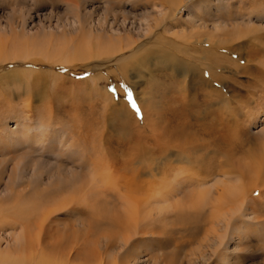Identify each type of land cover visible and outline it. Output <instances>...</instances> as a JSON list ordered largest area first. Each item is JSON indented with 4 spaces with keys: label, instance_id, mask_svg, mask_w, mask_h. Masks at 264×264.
<instances>
[{
    "label": "rangeland",
    "instance_id": "obj_1",
    "mask_svg": "<svg viewBox=\"0 0 264 264\" xmlns=\"http://www.w3.org/2000/svg\"><path fill=\"white\" fill-rule=\"evenodd\" d=\"M183 1L189 4L179 10ZM177 2L162 9L159 0H0V41L6 48L14 47L12 41L26 42L46 52L17 59L29 64L28 74L16 69L0 76V205L44 212L48 198H74L80 203L69 202L55 215L60 229L88 224L89 205L98 203L96 211L104 212L115 199L111 191L102 192L111 187L108 177L148 174L146 163L162 166L156 149L153 153L161 141L195 142L194 160H203L208 174L232 166L240 173L264 158V0ZM162 18L168 20L164 36L178 48L173 53L149 44ZM187 38L191 47L185 51ZM128 43L144 46L141 54L163 52L123 76L117 57L107 54L113 46L122 53ZM207 49L208 54L200 52ZM220 120L230 129L221 133L222 144L200 142L199 126L208 129ZM174 158L165 159L178 170ZM82 184L84 193L76 194ZM262 188L252 196L257 215L247 219L249 239L240 247L231 243L221 264H264ZM106 230L94 228L89 240L97 248L104 245ZM161 239L142 241L138 264H155L162 253L172 252L158 249ZM184 252L178 264H187Z\"/></svg>",
    "mask_w": 264,
    "mask_h": 264
},
{
    "label": "bare ground",
    "instance_id": "obj_2",
    "mask_svg": "<svg viewBox=\"0 0 264 264\" xmlns=\"http://www.w3.org/2000/svg\"><path fill=\"white\" fill-rule=\"evenodd\" d=\"M159 2L162 9H170V6L178 4L177 0H159ZM188 4L181 2L179 10ZM164 14L166 15L165 12ZM167 24L166 18L157 20L155 28L158 33L155 40L150 41L149 44L163 48L166 52L168 48L171 52L178 48L174 42L172 43L164 36ZM187 41H189L188 38L183 43L185 51H187L186 48L191 47V45L188 46ZM219 43L222 44V41ZM6 44L0 41V76H12L16 69L18 72L22 69L24 74H28L25 68L29 64H25L24 61L18 63L17 59L31 58L30 55H36L38 52L46 53L30 47L31 45L29 46L26 42L16 45L12 41L14 47L10 49L6 48ZM140 45L143 44L140 43ZM143 47L139 49L134 43H128L124 45L121 53L116 52L113 46L108 51L107 57H117L116 61L123 66L120 70L125 76L130 68L142 70L150 58L155 59L160 52H163H147L142 55L139 52ZM207 51L209 50L200 52L208 54ZM140 54L142 56H139ZM20 64L23 66H19ZM219 65L217 62L216 66ZM214 74V78L219 82L220 76H216L215 72ZM233 117L236 118L235 115ZM221 120L218 125L208 129L199 126L197 136L203 138H200V142L209 138L219 145L222 144L221 133L228 134L230 129ZM197 148L195 142L189 140L156 143L153 153L157 152L160 158L157 162L163 161L164 165L155 166L152 163H146L142 166L147 168L148 174L138 175L136 171L120 174V177H116L115 180L108 177L110 181L107 185L111 184V187H106L107 189L104 187L102 192L108 194L107 191H111L115 199L108 200L101 208L105 209L104 212L96 211V208L102 207L98 206V203L89 205L93 213L90 214L92 221L88 224L82 222L64 224L60 229L62 225H59L60 221L55 218V215L59 210L67 208L69 202L80 203L74 198H62V200L48 198L46 201L48 205H45V207L48 206V210L44 212H41L42 209L39 212L37 207L32 209L29 206L19 208L8 204L0 205V264H138L142 260L140 245L146 240L161 239L160 237L164 240H160L158 249L168 248L172 252L169 255L162 253L159 260L154 259L155 264L158 262L159 264H178L180 260L182 261L181 256L184 251L187 264H221L224 258L228 257L231 243L235 247H240L245 240L249 239L250 225L247 219L255 220L257 215L254 208L257 200L252 196L260 190V187H263L262 195L264 193V158L254 159L253 163L240 173H237L232 166L231 171L225 170L226 172L220 173L215 170L208 174V169L200 166L203 160H194L198 152ZM168 154L175 156L174 163L176 161L181 164L178 170L171 165L172 161L165 159ZM163 156L164 159H162ZM96 177L93 175L90 179L92 184L97 181ZM211 182L212 184L209 185ZM84 187L82 184L75 188V193L81 194ZM95 187L98 188L96 185ZM104 193L97 196L101 197L105 195ZM85 198L83 200L86 203ZM32 211L37 213L33 214ZM98 225L106 226V231L109 233L101 248H97L94 242L89 240L94 228ZM181 238L186 239L183 242L178 241ZM187 248H189L188 251H186ZM169 256L176 260L168 259Z\"/></svg>",
    "mask_w": 264,
    "mask_h": 264
}]
</instances>
